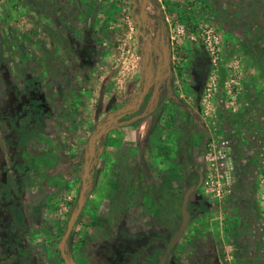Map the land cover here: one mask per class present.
<instances>
[{"label": "rangeland", "instance_id": "rangeland-1", "mask_svg": "<svg viewBox=\"0 0 264 264\" xmlns=\"http://www.w3.org/2000/svg\"><path fill=\"white\" fill-rule=\"evenodd\" d=\"M159 9L166 18L171 44L168 64L164 63L167 44L158 18ZM136 15H141L140 2L137 1L134 9L132 0H0L2 264H29L30 260L37 259V252L42 254L43 251L47 264H59L60 237L78 209L84 180L89 184L90 196L75 220L76 231L68 244L71 264H77L74 254L81 255L85 247L73 246L81 239L82 229L93 226L91 220L95 216L110 217L107 221L100 220L99 224L103 234L100 243L106 255L108 251L109 256L121 254L125 260L131 246L132 250L144 249L139 256L148 257L153 248L146 246L148 238L180 226L184 195L193 178L198 176L197 169L204 172V182L215 175L213 179H221L232 192L217 199L207 192L203 183L193 193L189 206L193 218L197 209L195 202L205 197L211 207L188 227L183 240L185 245L180 251L189 248L186 254L195 259L201 251L199 241L209 236L214 243L212 247H218L221 252V259H228L224 264H264V246L256 256L253 246L245 247L249 248L245 252L242 244L245 240L242 232L251 230L248 225L251 220L246 221L241 210L246 209L244 205L249 195L243 182L245 173L237 169L235 184H229L228 162L217 161L215 173L211 171L209 157L213 142L220 147V142L227 141L228 148L230 146L215 121L220 92L232 115L251 112L264 125V114L260 112L264 111V104L261 107L254 104V101H264V0H149L147 24L143 28L148 39L139 33L134 21ZM177 26L186 30L185 36H177ZM207 28H214L220 38L216 65L202 39L193 40L189 36ZM195 54L199 59H194ZM164 64L162 83L145 78V66L153 68ZM204 66H208L207 74L200 85L199 76ZM223 71L228 74L224 82ZM213 80L216 90L207 104L204 90ZM30 83L36 85L48 106L44 117L47 128L45 134L39 126L34 130L38 135L27 132L28 138L36 135L25 141L18 134L16 123L22 127L28 118L17 119L13 115L10 99L24 96L23 99L29 100L31 86H27ZM164 83L169 88L162 92ZM147 86L148 92L142 98L141 93ZM221 88L225 91H220ZM188 99L196 104L201 125L208 129L207 157L194 170L193 178H188L189 171H172L168 175L172 178L170 181L160 174L154 183L158 185L154 186L153 202L149 201L151 197L139 192L135 183L122 190L125 186L121 187L117 179V169L124 162L137 163L136 154H131L130 160L125 159L137 138L133 130H129L130 135L124 132L126 125H133L135 130L145 118L154 125L163 124L168 117L176 122L188 114L184 101ZM128 101L132 102L131 106ZM135 116L138 117L135 123H127ZM99 132L104 134L95 141L92 150L90 141ZM127 138L133 142L128 143ZM17 142L21 143L16 149ZM99 146L100 156L95 159ZM93 164L89 179L86 173ZM133 170H129L131 176L136 173ZM122 175L125 176V172ZM248 183L253 186L251 195L257 197L258 209L264 213V165L259 175L250 177ZM13 188L28 219V231L21 230L1 205L2 192ZM150 208L158 210L159 226L150 231L140 225L137 236H124L122 221L128 220V227L132 229L138 227L137 214ZM259 223L264 240V220ZM139 240H144L143 245L138 246Z\"/></svg>", "mask_w": 264, "mask_h": 264}, {"label": "crops", "instance_id": "crops-1", "mask_svg": "<svg viewBox=\"0 0 264 264\" xmlns=\"http://www.w3.org/2000/svg\"><path fill=\"white\" fill-rule=\"evenodd\" d=\"M212 1L216 2L217 0ZM193 56L194 59H199L197 54ZM227 75V71L222 72V81L228 79ZM166 88H169L168 84L164 83L160 91L164 92ZM220 91L225 90L221 88ZM222 96L223 92H220L216 101L218 110L215 121H218L219 131L223 132L230 141V146L226 150L228 162V170L226 169L227 181L229 184H235L234 179L237 169V171L242 169L245 173L243 182L249 195L247 204L244 205L246 209L241 210L245 214L246 221L248 219L251 220L250 222L248 221L251 230H246L248 226L245 223L244 229L246 231L242 232L245 240L242 244L245 252L249 249L245 247L253 246L257 256L260 248L264 246V240L261 237L262 233L259 231L263 229L262 224L259 222L264 220V217H262L264 213L258 209L259 203L255 200L257 197L251 195L253 186L248 181L253 175L258 176L264 165V125H261L260 123L263 122H258V119L255 116L253 117L254 114H251V112L243 115H232L227 110L226 102L223 101ZM184 101L187 105L188 114L176 122L168 117L169 119L164 120L163 124L157 123L154 125L151 124L152 122H150L149 118H145L135 130L133 125H126L125 130L123 129L124 132L130 135L131 132L129 130L135 131L134 136L137 137V140L135 139L136 142L133 143V147L127 152L129 157L125 159L130 160L131 154H136L137 163L134 166L133 163L124 162L125 165L123 164L122 167H125L127 171H132V167H135L133 171L146 170V172H150L148 175L154 183L155 180L159 179L158 176L160 174L164 176V180L168 179L170 181L172 178H170L171 176L168 177V175L172 171H179L180 173L189 171L188 178H193L195 175L194 170L199 167L198 165L203 161V158L207 157L205 141L208 138V129L205 130L204 126L201 125V117L197 114L198 107L193 100ZM254 104L261 107L264 101H254ZM260 112L264 114L263 110ZM137 118L135 116L127 123H135ZM183 133L187 135L184 137ZM184 138H186L185 143L182 142ZM127 141L128 143L133 142L129 138H127ZM129 177H131V174L126 179H129ZM141 179L144 181L146 174H143ZM214 202L217 203L216 200Z\"/></svg>", "mask_w": 264, "mask_h": 264}, {"label": "flooded vegetation", "instance_id": "flooded-vegetation-1", "mask_svg": "<svg viewBox=\"0 0 264 264\" xmlns=\"http://www.w3.org/2000/svg\"><path fill=\"white\" fill-rule=\"evenodd\" d=\"M202 76H203V74L202 75L200 74L199 77L202 78ZM31 84L32 83H30L27 86V88L28 87L30 88ZM199 84L201 85V79L199 81ZM34 86H36V85H34ZM32 87L33 86H31V91H30V97L31 98H29V100L23 99L24 96H23V98H22V96L21 97H14V98L10 99V104L12 105L11 111L13 112V115L15 117H17V119L24 116V117L28 118V121L26 123L31 122V119H32L33 121L31 123L37 124L38 122H40V120L37 119V117H39V115L36 114L37 111L42 109L44 111L43 117H45L47 110H48L47 109L48 106L45 103V105H46V109H45V105L43 104L44 103L43 97L38 92L37 88L35 90H33ZM15 91H16V89H15ZM16 124H18V126H19V130L17 132L20 135L22 140L26 141V140H30L33 138V137L32 138L27 137V132H29V131H26L25 124L22 127H20V124L18 122ZM41 125H43L42 129H44V133H42V134H45L47 124H46L44 119H43V122H41L40 126ZM38 126L39 125L37 124V127ZM40 126H39V130H42V129H40ZM37 134H39V133H37ZM20 143L21 142L16 143L17 144L16 149L18 148V146H19L18 144H20ZM100 148H101V146H99L97 149H100ZM17 154H18V152H17ZM92 169H94V167ZM117 170H118V174L116 175L117 179L121 183V187H122V185L125 186V187H123L122 190L128 188L129 186H131L132 184L135 183L136 186L138 187L137 189H139V192L141 191L142 194L144 193L145 195L148 196V198L151 197L150 198L151 200H149V201H151V202L154 201L155 196H154L153 190H154V186H157L158 184L157 185L154 184V181L151 180V177L148 175L150 172H146V170L145 171L144 170L143 171H135L136 173L134 175L129 177V179H126V177L128 175H130L129 171H127L125 168H123L122 165H120V167ZM122 172H125V176L122 175ZM197 172H198V176L193 178V180L191 181L192 182L191 185L194 182L197 184L200 180V177H203V183H204V172L201 169H197L196 173ZM143 174H146V179H144V181H143V179L140 180V178H142ZM139 176H140V178H139ZM121 181L124 182V184H122ZM142 181H143V183H142ZM203 183H202V185H203ZM3 192H2V196H1L2 207L7 211V213L9 214V217L11 216L18 223V226L20 227L21 230H22V228H23V230L25 228V230L28 231L29 230L28 219L26 217V214L24 213L23 206L21 205L19 199H17V197L14 193V188L12 190L10 189L6 193H3ZM89 196H90V194H89ZM204 199H206V198L204 197ZM204 199L195 202L197 209H196V213H195L194 218L192 217V214H191L190 225L193 223L195 218L202 217L203 215H206L208 213L207 209L208 208L210 209L211 205L209 203H207ZM16 212L20 213L22 215V219H23L22 221H20L18 218H16V216H15ZM158 213H159L158 210H155L154 208H150V209L144 210V211H139V213L137 214V219L139 220V226L138 227L136 226L133 229L131 227H128V222H127L128 220L122 221V223L124 225L123 227L125 230L124 236L126 234H129L130 236H137L139 234V232H137V231L141 230L139 228L140 225L144 226V230L146 229V230L153 231L155 227L159 226L158 225L159 221H157ZM196 214H198V215L196 216ZM129 215H132V214H129ZM109 218H110L109 216L105 217V218H98L97 216H95L91 220V223L93 224V226L92 227L90 226L89 228H83L82 229L81 236L79 237L81 239H79L77 241V244H75L73 246V247H78V246L82 247L83 245L85 246V247H82L81 255L74 254V256L76 255L78 258V259L76 258L77 264H161V260L164 256L167 248L169 247L170 241L175 236V234L179 231L180 226H181V224H180V226H178L177 229L174 231L165 230V231H162V233L155 235L154 237L148 238V240L145 243V244H147L146 246L151 245V247H153V248H151V255L150 256L140 257L139 255H142V251L144 249L140 250V251H138L139 248L132 250L131 246H128V248L129 247L130 248H129L128 255L126 256L127 258L125 260H123V257L121 254H119V255H115V254L113 255L112 254L109 256V251H108L107 255L105 254L104 251H102L103 247H102V244L100 243V241L103 238V234L99 228V224H100V220L104 219L107 221ZM67 229H68V226H67L66 230L61 234L60 242H59V245L57 248V253L59 256V258H58L59 264H65V261L63 259V255H62L61 250H60V243H61V240L64 237ZM187 229L184 232L181 239L176 243L174 248L168 254L167 258L164 259L165 264H224L223 261L228 260L226 257L221 259V254H220L221 252L219 251L218 247H214V248L212 247V245H214V243L210 240L211 237H209V236H204L202 238V240L199 241V243H201L200 244L201 251L200 252L196 251L197 255L195 256V259H191V257H188V254H186V252L188 251L189 248L184 247L183 251H180L181 247H183L185 245V243H183V240H184V237L187 233ZM75 231H76L75 226H73V230L71 232V235L65 244V254H66L67 258L69 257L68 244L70 243L71 239L73 238ZM104 232L105 231H103V233ZM214 237L217 240V238H216L217 236H214ZM3 241L5 242V238H3ZM143 241L144 240L137 241V243H141L138 246L143 245V243H142ZM215 243L217 245V242H215ZM127 244L130 245L129 242ZM5 249L8 250L9 248H5ZM213 249L215 251L217 249L218 250H217V252L210 254L209 253L210 250H213ZM9 251H11V249H9ZM73 251L76 252L75 250H73ZM14 253L12 255H14ZM76 253H78V252H76ZM182 253H184L185 255ZM37 254H38L37 259H34V260L29 259L30 260L29 264L32 261L34 262V264H47L45 262L46 258L42 257V255L44 254V251L42 254L39 252H37ZM15 255H17V254L15 253ZM115 256H118L119 258H116ZM231 256H234V255H231ZM8 258L10 259V256ZM232 258H234V257H232ZM68 260H69V258H68ZM234 260L236 261V258H234ZM10 261H11V259H10ZM0 264H2V263L0 262ZM70 264H71V262H70Z\"/></svg>", "mask_w": 264, "mask_h": 264}, {"label": "water", "instance_id": "water-1", "mask_svg": "<svg viewBox=\"0 0 264 264\" xmlns=\"http://www.w3.org/2000/svg\"><path fill=\"white\" fill-rule=\"evenodd\" d=\"M137 1L140 2V6H141V15L140 16H135L134 17V21L135 23L137 24L138 26V30H139V33L141 34V36L145 37L148 39V36H146L145 34V31H144V25L147 24V17H148V3H149V0H132V3L134 5V9L137 8ZM159 14H161V11L159 9ZM158 14V15H159ZM166 25V24H165ZM164 26L162 25V31H164ZM166 34H167V27H166ZM163 38H164V41L166 43V40H165V36L163 34ZM147 44H149L147 42ZM167 44V43H166ZM170 50H171V46L169 47V45L167 44V50L166 52L164 53V63L165 64H168V60H169V54H170ZM165 64L162 66L160 65L159 67H148V66H145L144 67V74H145V78L147 80H160L161 83L163 80H165V77H164V71H165ZM205 67L204 66L202 68V72H201V75L204 73V70H205ZM168 80V79H167ZM169 82V80L167 81V83ZM151 84V82H149ZM151 86V85H149ZM149 86L147 87H144L142 93H141V97L143 98L147 92H148V88ZM169 87V86H168ZM131 103L130 102L128 104V106H131ZM114 120L110 121L109 123H112ZM109 129L112 128V126H108ZM104 134V132H99V133H96L94 135V137L91 139L90 141V147L92 150H94V147H95V141L99 138H101V136ZM93 166V165H92ZM92 166L89 167L87 173H86V176L87 178L90 179L91 177V174H92ZM202 183H203V177H200V180L199 182L196 184L195 182L187 189V191L185 192V195H184V200H183V204H182V223H181V226H180V229L179 231L175 234V236L172 238V240L170 241V244H169V247L167 248L162 260H161V264H165L164 262V259L167 258L168 254L171 252V250L174 248V246L176 245V243L181 239V237L183 236L184 232L186 231V229L189 227L190 223H191V213H190V210H189V206H190V200H191V196L193 195V193L199 189L201 186H202ZM89 193V184L87 183L86 180H84V183H83V186H82V189H81V192H80V197H79V206H78V209L76 210V212L73 214V216L70 218L69 220V223H68V229L64 235V237L62 238L61 240V243H60V250H61V253L63 255V259L65 261V264H70V261L68 260L66 254H65V244L68 240V238L70 237L71 235V232L73 230V226H74V223H75V220L79 217V215L81 214L82 210H83V207L87 201V194ZM15 216L16 218H18L20 221H22V215L20 213H15Z\"/></svg>", "mask_w": 264, "mask_h": 264}, {"label": "built area", "instance_id": "built-area-1", "mask_svg": "<svg viewBox=\"0 0 264 264\" xmlns=\"http://www.w3.org/2000/svg\"><path fill=\"white\" fill-rule=\"evenodd\" d=\"M166 20V18H165ZM176 34L178 37H183L186 35V30L182 26L176 27ZM191 39L198 40V38H201L203 43L205 44V47L207 49L208 54L213 58L214 65H216V61L219 59V48L218 45L220 43V38L217 33V31L214 28H207L201 31L199 34H191L189 35ZM216 90L215 86V80L209 82L206 84V88L204 90V96H205V103L209 104V101H207L212 95L213 92ZM216 143V144H215ZM218 143L213 142L211 144L212 152H210V159L212 161L210 162L212 168L211 171L216 173V162L219 160L227 161V153L226 150L228 149V142L222 141L220 144L222 146H216ZM217 176L211 175L209 178L205 180V186L207 192L211 193L214 197L217 199H222L226 197L227 195H230L232 190L227 187L221 179H213Z\"/></svg>", "mask_w": 264, "mask_h": 264}, {"label": "trees", "instance_id": "trees-1", "mask_svg": "<svg viewBox=\"0 0 264 264\" xmlns=\"http://www.w3.org/2000/svg\"><path fill=\"white\" fill-rule=\"evenodd\" d=\"M158 18H159V20H160V23L165 27L164 28V31H163V34H164V36H165V40H166V43L169 45V47L171 46V44H170V40H169V38H168V36H167V34H166V20H165V17H164V15L161 13V14H159L158 15ZM207 69H208V66H206L205 67V70H204V73H203V76H202V78H201V85L204 83V80H205V78H206V74H207ZM201 71V70H200ZM31 86H33L32 88H33V90H35L36 88L34 87V85H31ZM127 103H130V101H128ZM44 105H45V103H43ZM45 109H46V105H45ZM36 114H38L39 115V117H37V119L38 120H40V122H38L37 124L40 126V124H41V122H43V119H44V117H43V115H44V111L42 110V109H40V110H38L37 111V113ZM37 124H35V123H31V122H28V123H26L25 124V129H26V131H29V132H35L34 130L36 129V127H37ZM43 128V125H41L40 126V129H42ZM36 133V132H35ZM37 134V133H36ZM36 134H34V136L36 135ZM38 135V134H37ZM33 136V137H34ZM32 138V137H31ZM99 155H100V149H96V151H95V159H97L98 157H99ZM94 167V164H93V166H92V168ZM92 170V169H91ZM89 197V194H87V198Z\"/></svg>", "mask_w": 264, "mask_h": 264}]
</instances>
